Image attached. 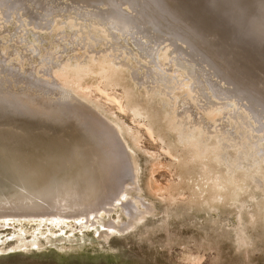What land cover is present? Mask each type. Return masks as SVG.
I'll use <instances>...</instances> for the list:
<instances>
[{
  "label": "bare ground",
  "instance_id": "obj_1",
  "mask_svg": "<svg viewBox=\"0 0 264 264\" xmlns=\"http://www.w3.org/2000/svg\"><path fill=\"white\" fill-rule=\"evenodd\" d=\"M5 1H0V15L4 14ZM19 8L23 11V6ZM100 10L88 11V20L69 14L66 19H55L49 25L46 48L60 45L61 55L41 68V73L32 65L34 58H28L32 66L23 69L29 71L34 83L23 76L15 78L25 90L15 92L4 105L0 101V217H86L104 205L111 206L119 196L124 197L133 181L123 179L129 174L133 177L130 171L122 173L125 164L129 170L132 166L126 150L130 147L122 145L123 135L134 148L149 153L139 144L142 130L157 138L174 163L185 168H180L178 176L190 184L196 201L239 202L242 194L254 199L256 189L264 196V134H253L258 120L253 106L244 107L238 98H227L238 95H234L235 88L220 86L201 75L198 79L200 71L192 68V62L184 59L173 41L150 56L147 52L151 48L145 52L122 31L129 22L124 10L119 11L123 18L118 12L116 16L110 10L108 15ZM29 20L23 19L25 29H46L35 24L33 16ZM6 30L0 27L3 39ZM56 32H63L67 43L56 44L52 37ZM25 36L44 67L42 45L39 49L33 45L34 37L30 40ZM121 37L130 48L120 43ZM69 44L73 46L68 48ZM144 63L152 66L144 71ZM38 74L41 77L35 79ZM94 92L106 94V99L116 103L120 113L137 126L126 124L120 113L101 103ZM107 118H114L116 125ZM42 120L56 124L43 125ZM114 177L122 183L118 193H112ZM148 188L157 192L149 184ZM122 204L127 211L129 203ZM136 212L130 216L136 219L147 209Z\"/></svg>",
  "mask_w": 264,
  "mask_h": 264
},
{
  "label": "rangeland",
  "instance_id": "obj_2",
  "mask_svg": "<svg viewBox=\"0 0 264 264\" xmlns=\"http://www.w3.org/2000/svg\"><path fill=\"white\" fill-rule=\"evenodd\" d=\"M5 3L4 14L0 15V27L7 29L5 39L0 36V101L3 105L11 101L15 92L25 90V85L15 78L23 76L33 80L23 68L34 64L41 73V68L50 66V62L61 55L59 51L63 47L60 45L46 48L49 25H53L55 19H66L70 15L86 20L88 11L100 9L102 12L110 10L116 16L118 12L122 17L119 13L122 9L125 14L122 13L129 16V22H125L128 26H123L122 30L129 38L145 52L151 48L147 52L150 56L168 42L176 43L184 59L192 62L196 72L200 71L196 73L198 79L201 75L211 78L215 84L219 82L220 86L235 88L234 95L235 92L238 95L227 98L236 97L238 104L253 106L258 119L253 124V134H264L261 131L264 130V0H8ZM19 6H23V11ZM16 8L19 9L14 12ZM28 16H33L35 24L46 29L41 28V32L36 25L35 30L25 29L23 19L28 22ZM111 20L114 18L108 22ZM25 35L30 40L36 39L34 46L42 45V54L46 57L44 67ZM64 35L56 32L52 37L56 44H64L67 43L62 39ZM124 38L121 37L120 43L130 48ZM69 39L73 38L69 36ZM32 57L33 63L29 65L27 59ZM151 66L144 63L141 69L145 71ZM40 77V74L34 76L35 79ZM109 91L113 95V91ZM94 96L105 106L107 103L116 114L120 113L117 104L106 99V94L94 92ZM119 116L126 124L137 126L129 116L122 113ZM107 119L115 124L114 118ZM52 121L39 124L55 125ZM141 134L139 144L152 156L134 148L123 135L125 144L122 145L130 147L126 150L132 166L129 170L125 164L122 173L133 174L132 178L129 174L123 179L134 181L124 197L119 196L109 207L104 205L105 212L102 209L86 217H0V264H264V204L261 203L264 196L261 192L256 189L254 199L242 194L239 202L232 199L216 205L211 199L198 202L192 198L190 184L179 178L181 167L174 163L165 146L144 130ZM118 167L116 165L115 173ZM112 184V193H116L122 183L114 177ZM148 184L157 192H151ZM126 202L130 208L127 211L122 207ZM144 209L147 212H138ZM130 211L133 214H129ZM136 211L140 216L135 219L132 216Z\"/></svg>",
  "mask_w": 264,
  "mask_h": 264
}]
</instances>
